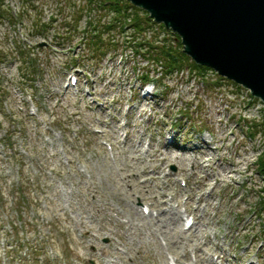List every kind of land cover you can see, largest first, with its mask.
Wrapping results in <instances>:
<instances>
[{"label": "rangeland", "instance_id": "1", "mask_svg": "<svg viewBox=\"0 0 264 264\" xmlns=\"http://www.w3.org/2000/svg\"><path fill=\"white\" fill-rule=\"evenodd\" d=\"M33 1L28 9L51 25L48 37H30L28 20L0 21V264H42L39 257L48 264H264V174L255 166L264 133L250 135L255 125L262 130L261 102L248 107L249 92L224 79L204 90L175 76L165 81L170 89L179 84L168 97L152 84L144 97L138 70L153 72L155 64L133 58L119 79L118 71L105 76L103 66L113 70L102 54L73 47L91 19L86 13L75 22L86 0ZM4 3L14 15L23 11L21 0ZM26 35L37 72L23 83L18 47ZM59 36L65 46H57ZM73 57L98 78L90 90L109 100L108 110L114 103L112 114L92 105L84 77L69 85ZM127 105L139 110L130 111L129 141L121 143L118 111ZM188 107L198 111L191 134L172 132L191 141L180 153L153 126L179 131L171 125Z\"/></svg>", "mask_w": 264, "mask_h": 264}, {"label": "water", "instance_id": "2", "mask_svg": "<svg viewBox=\"0 0 264 264\" xmlns=\"http://www.w3.org/2000/svg\"><path fill=\"white\" fill-rule=\"evenodd\" d=\"M127 1L175 32L197 65L264 104V0Z\"/></svg>", "mask_w": 264, "mask_h": 264}, {"label": "trees", "instance_id": "3", "mask_svg": "<svg viewBox=\"0 0 264 264\" xmlns=\"http://www.w3.org/2000/svg\"><path fill=\"white\" fill-rule=\"evenodd\" d=\"M93 2H94V4H93ZM93 2L90 4H87V6L89 8L83 6V7H80L78 9V11L76 12L78 17L76 18L75 22H80L84 18L85 12L86 13L89 12L88 9H94V11H96V9L99 10L100 8L107 10V14L102 13L103 16L111 15L112 13H115L116 9H121L122 11L120 12V15H118V14L116 15V13H115L114 19H118L121 24H125L126 20L133 19L135 22V26L137 27V32L139 35L143 34V32H142L143 24L146 23L145 20H143L139 16V12L146 15L147 23L150 24L152 22L149 19L148 14H145V12H142L141 10L134 8L132 5L127 3L126 0H93ZM24 3H25V1H24ZM28 3H29V1L26 0L25 4H28ZM98 5H99V7H98ZM75 7H76V5H75ZM131 8L135 12L133 10H131ZM8 17H10V16L9 15L7 16L6 14L1 13L0 14V21H2L4 19H8ZM19 18H20V20L24 21L27 18V14H25L23 12V13H21ZM32 18L33 19L31 20V22H30V19L28 18V22L31 23L28 26V31L31 32V35L34 37H36L37 35H42V36L48 37V32L50 30L49 28H51L50 27L51 25L49 23L48 24L44 23V21L40 18V16L38 14L34 15ZM89 26H90L91 30L87 29V31H85L86 39H87L85 44H86V47L89 49V51L92 53L91 54L92 58L100 56L102 51L104 49L106 50V47L108 49L117 48V46L114 43H112L110 39H107V35H110L113 31L112 28L107 27V26L103 27L102 23H101V19L98 18L97 22H95V21L91 22ZM98 28H100V30H98ZM140 29H142V30H140ZM105 36H106V39H103V38H105ZM59 37L62 40H65V37H61V36H59ZM58 43L63 44V43H60L59 41H58ZM22 46H24V48L18 47L19 48L18 49L19 50L18 55L20 56V58H18V59L20 62L19 67L21 68V71H22V75H21L20 79L24 83V82H28L29 78L36 77L35 72H37V65H36V62L30 61L31 57H32V53H31L32 49H30L29 46H26V45H22ZM37 48H39V46H37ZM170 51H172V50H170ZM2 54H3V56L0 53V62L2 61V59H4L3 57L5 56L4 53H2ZM171 56H172L171 53L167 50H161L159 52V56H158V57L165 59L164 64L165 63L167 64V70H171V72L175 66H177L175 68H185V67L190 66L189 68H191V69H195L197 67L195 65V63H193L182 52L178 53V54L175 53L174 58ZM169 72L170 71H168V73ZM1 79H0V92H2L1 86H2V82H3V81L1 82ZM2 103H3V100L1 99V94H0V107H1ZM0 116H1V113H0ZM257 127H258V125L253 126V129H252L253 132L251 131V133H250L251 136L255 137L257 134H259L261 132L264 133V120H263L262 130L257 129ZM259 167L264 172V154L260 158Z\"/></svg>", "mask_w": 264, "mask_h": 264}, {"label": "bare ground", "instance_id": "4", "mask_svg": "<svg viewBox=\"0 0 264 264\" xmlns=\"http://www.w3.org/2000/svg\"><path fill=\"white\" fill-rule=\"evenodd\" d=\"M131 10H133V9L131 8ZM121 11H122L121 9H116V11H115L116 15H117V14L120 15V12H121ZM203 143H204L205 146H208V143H206V140H204ZM201 147H202L201 149H204V146H203V145H202ZM193 149H195V148H193ZM201 153L204 154L205 152H201ZM143 211H144V210H143ZM142 213H143V214H141V212H140L139 215H140V216L142 215V216L145 218V217H146V216H145V213H144V212H142ZM142 216H141V218H142ZM186 221H187V220H186ZM167 223H168V222H167ZM167 223H166V224H167ZM171 224H173V221H171V222L169 223V225H171ZM167 225H168V224H167Z\"/></svg>", "mask_w": 264, "mask_h": 264}, {"label": "built area", "instance_id": "5", "mask_svg": "<svg viewBox=\"0 0 264 264\" xmlns=\"http://www.w3.org/2000/svg\"><path fill=\"white\" fill-rule=\"evenodd\" d=\"M188 76H189V73L188 72H182V73H176L175 74V78H176V80H181L182 82H185L184 80H186L187 78H188ZM177 86L179 85V84H176Z\"/></svg>", "mask_w": 264, "mask_h": 264}]
</instances>
